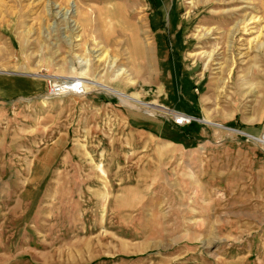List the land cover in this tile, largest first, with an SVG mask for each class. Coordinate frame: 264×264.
I'll return each mask as SVG.
<instances>
[{"label":"rangeland","instance_id":"374dc122","mask_svg":"<svg viewBox=\"0 0 264 264\" xmlns=\"http://www.w3.org/2000/svg\"><path fill=\"white\" fill-rule=\"evenodd\" d=\"M263 136L264 0H0V264H264Z\"/></svg>","mask_w":264,"mask_h":264},{"label":"built area","instance_id":"2783aa9c","mask_svg":"<svg viewBox=\"0 0 264 264\" xmlns=\"http://www.w3.org/2000/svg\"><path fill=\"white\" fill-rule=\"evenodd\" d=\"M68 88L72 91L75 90V93L67 94L82 95L85 93L84 84H82L81 82L73 80L64 81L60 79L59 81H48L47 95L49 97L61 96L68 92ZM171 118L172 123L178 127L186 126L192 121L191 115L180 111H174L173 113H171Z\"/></svg>","mask_w":264,"mask_h":264},{"label":"bare ground","instance_id":"6f19581e","mask_svg":"<svg viewBox=\"0 0 264 264\" xmlns=\"http://www.w3.org/2000/svg\"><path fill=\"white\" fill-rule=\"evenodd\" d=\"M246 25V24H245ZM81 78V77H80ZM59 81V80H58ZM64 81H69V80H64ZM73 81H78V82H81L82 84H84V86H93V87H99V88H101V89H103V90H107V91H109L110 93H113L114 95H118V96H120V97H123V98H126L127 100H134V101H136V102H139L140 104H142L143 106H146V107H152V108H157V109H162L163 107L161 106V105H159V104H156V103H150V102H148V103H146V102H141L139 99H137L135 96H131V95H127V94H125V93H123V92H121V91H119V90H116V89H114V88H112V87H110V86H108V85H106V84H103V83H101V82H98V81H95V80H86V79H73ZM88 87H86V89H87ZM84 89H85V87H84ZM85 89V90H86ZM68 90V92H66V93H75V90H70L69 88L67 89ZM199 121V120H198ZM201 121H203V119H201ZM207 121H209V120H207V119H204V121L203 122H207ZM216 126H220V127H222L221 125H216ZM227 129H229L231 132H234V133H242V132H240L239 130H235V129H230V128H227ZM243 134H245V135H248V134H246V133H243ZM248 136H250V135H248ZM250 137H252V136H250ZM264 137V136H263ZM262 141L264 142V138L262 139Z\"/></svg>","mask_w":264,"mask_h":264},{"label":"water","instance_id":"95a60500","mask_svg":"<svg viewBox=\"0 0 264 264\" xmlns=\"http://www.w3.org/2000/svg\"><path fill=\"white\" fill-rule=\"evenodd\" d=\"M203 121H204V119H203ZM207 123H211V122H209V121H207ZM211 124H214V125H221V124H218V123H211ZM221 126H223V125H221ZM224 127H226V126H224ZM228 128V127H227Z\"/></svg>","mask_w":264,"mask_h":264}]
</instances>
